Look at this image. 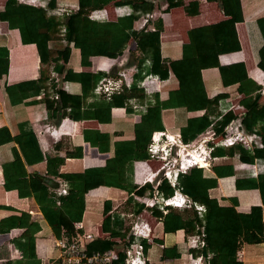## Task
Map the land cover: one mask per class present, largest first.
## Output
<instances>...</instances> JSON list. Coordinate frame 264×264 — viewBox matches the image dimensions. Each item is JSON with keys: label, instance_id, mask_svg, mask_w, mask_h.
<instances>
[{"label": "crops", "instance_id": "crops-1", "mask_svg": "<svg viewBox=\"0 0 264 264\" xmlns=\"http://www.w3.org/2000/svg\"><path fill=\"white\" fill-rule=\"evenodd\" d=\"M5 1L0 0V10L4 8ZM173 2V5L168 6V1L158 0L150 12L151 17L146 22L147 27H154L160 21L162 22L160 50L161 57L166 61L181 57L182 45L189 41V30L200 31L203 26L207 25L218 26L211 29L216 30L222 26L219 21L223 19L226 22L232 21L230 16L223 13L216 0H174ZM21 3L34 5L28 2ZM56 3L66 6V9L68 6L73 10L77 7V0H57ZM240 4L243 19L232 24L239 48H236V42L231 40V32H229L231 30L226 29L223 35H219L222 36V39L217 40L221 44L220 48L223 49L218 52L217 60L223 66L227 78H230L232 68L238 70L233 65L242 63L245 74L253 82L261 85L260 92L264 93V70L258 65V50L262 46L263 38L256 23V19L264 15V0H240ZM106 5L131 7L129 4H115L114 1ZM106 5L103 7H106ZM47 14L51 15L48 10ZM144 14V12H140L139 18L134 21L135 29L140 28L139 25ZM52 16L60 20L64 19V17ZM117 16H114V18ZM60 27L61 32H63V25ZM59 35L61 33H56L53 39L50 40L51 47H61V44L55 46V43L60 41ZM194 36L198 37V34L196 33ZM229 40L230 42H228ZM0 48H6L8 51L7 72L0 76V264H57L58 249L54 246V240L59 237L53 233L41 206L37 204L33 196L21 197L17 189H6L4 187L2 164L13 160L15 154L18 153L21 165L15 166V170L18 172L26 171L31 184L33 183L30 175L37 173L40 179L48 185V191L58 199L62 195H57L56 189L65 184L68 191V184L63 178L47 173L46 158L48 156L64 158L63 163L59 165V172H80L86 168L104 166L106 159L114 154L115 141L132 140L135 137V125L140 122L143 111H134L130 102L131 99L135 98V101L139 104L147 106L154 103L156 96L160 100H164L168 97L170 90L178 87V80L169 69L166 78L158 77L156 88L152 93L144 94L142 92V98H128L122 104L123 106H114L110 110L108 108L95 110L97 118H93L94 105L99 101H108L109 99L102 94L95 93V86L92 89L89 84L82 86L80 82L67 80L64 78V72H59L53 68V62L42 64L36 45L34 43H22L19 30L10 28L7 21L3 20H0ZM126 48L128 50H124L116 58L103 55L91 56L89 59L90 65L85 66L80 62L79 50L71 47V53L65 67L76 72L100 73L101 78L112 75V69L115 71L124 69L127 74H133V69L130 68L131 65L127 63L131 49L138 55L133 39L129 41ZM241 76L244 79L245 76L243 74ZM201 78L207 96L218 98L217 102L214 103L216 105L214 107L215 115L210 117L217 120L220 118L217 113L224 114L231 111L236 115L234 119L239 118L242 121L245 108L239 100L244 94L238 91V83L225 84L217 66L202 68ZM72 95H78L79 98L74 100V98H70ZM262 104H264V97H261L258 106ZM71 107L74 108L72 113L76 114L78 118L69 116ZM204 112L205 109L188 111L185 107L163 108L161 110L163 127H158L152 132L165 131L166 133H180L181 135V128L186 125L188 119L200 116ZM260 124L258 122L256 128ZM47 126L50 127L49 130L44 129ZM52 128H54L53 132L51 131ZM212 128L213 126L210 125L193 140L185 141L182 135L181 138L184 142H194L201 135L207 134ZM84 129L90 131V137L96 136L95 133L98 131L109 134V150L101 152L96 146H91L89 142L85 141ZM245 131L259 136L256 133L257 131ZM21 145L26 150L30 149L32 151V155H28L30 164L23 157ZM218 147H222L224 151L229 148L225 146ZM256 148L261 147L253 143L251 148L246 149L252 152ZM28 150L26 153H28ZM80 151L81 156L78 157L77 154ZM67 152L74 153V156L68 157ZM40 156L43 159L38 161ZM34 159L37 162H33ZM147 159L148 157L133 159L129 169H127L126 164L122 167L124 180L121 182L127 183L129 181L132 191L128 192L124 189L106 185L88 190L84 194L85 210L80 221H83L86 227L97 226V228H100L102 219L105 216L103 203L105 200H110L111 208L106 214H121L124 218L123 228H126L127 219L131 221L136 216L147 220L149 223L154 239L147 251V257L151 264H185L187 260L186 250L184 249L185 240L189 234H186L183 228H178L173 232H164L162 217L152 212L154 209L161 210L158 207H147L142 201L135 198V195L142 198L152 196L155 193L154 186L157 178H154L152 182L145 183L135 181L134 163L143 162ZM150 164H152V161H150ZM193 168L207 182H214L212 186L207 188L208 196L214 198L218 206L234 209V211L227 212L228 215L220 217L221 223L219 224L235 226L239 221L236 213H250L255 229H250L249 232L253 235H260L258 228L261 227V223L264 221V202L260 191L261 187L264 188V159L254 157L253 160H241L238 154L229 155L225 152V154L218 156L211 154L207 167H192L191 169ZM153 169H156V165ZM45 178L56 181L59 186L57 188L50 186L45 182ZM126 179L128 180L126 181ZM32 186L35 189V185ZM159 195L161 194L159 193ZM128 197L133 198L129 201L127 200ZM137 204H143L144 206L139 212L135 211ZM202 205L205 207L204 204ZM166 210L165 213L161 212L166 214L170 210L181 214L182 218H187L191 212L197 214L191 208L169 206L166 207ZM97 213L101 215L99 221H96L95 218ZM22 214H24L25 221L38 225V230L34 234L36 257L33 260L27 259L22 250L15 246V242L20 241L22 243L24 239L22 234L25 227L19 226ZM261 235L262 242L242 241L239 244L236 250L238 261L242 264H264V230ZM153 245L160 249L157 261L150 260L148 256ZM164 250L166 253L163 255ZM239 252L240 256L238 255Z\"/></svg>", "mask_w": 264, "mask_h": 264}, {"label": "trees", "instance_id": "trees-1", "mask_svg": "<svg viewBox=\"0 0 264 264\" xmlns=\"http://www.w3.org/2000/svg\"><path fill=\"white\" fill-rule=\"evenodd\" d=\"M56 1L49 0L44 8L21 3L18 0H6L4 8L0 10V20L7 21L10 28L19 30L22 43H34L40 62L42 64L53 62V68L59 72H64V78L67 80L80 82L82 86L89 84L93 89L102 76L100 73L76 72L71 68H66L65 64L69 59L71 47L79 50L80 62L85 66L90 65L89 59L91 56L103 55L109 58L120 56L131 39L134 40L135 48L139 52L137 55L134 51H130L127 59L128 64L136 67V71L132 74L130 87L124 88L119 93H113L108 101H99L95 104L93 118H97L95 110L100 108L110 110L114 106H123L122 104L128 98H142V90L137 85L145 75L152 74L159 78H166L170 69L178 80V87L170 90L168 97L164 100H160L156 96L153 104L146 105L145 111L141 110L143 113L140 122L135 125L134 139L115 141L114 154L106 159L104 166L86 168L80 172H59V165L63 163L64 158L48 156L46 158L47 173L63 178L68 184L67 194L60 196L58 199L48 191V185L40 179L37 173L30 175L31 181L35 185V189H33V184L29 182L26 171L18 172L15 170V166L21 165L18 153L15 154L13 160L2 164L4 187L6 189H17L21 197L33 196L37 204L41 206L42 212L51 225L55 236H71L73 222L80 221L85 210L84 194L88 190L106 185L124 189L128 192L132 191L128 179H126L127 183L121 182L124 180L122 167L126 164L127 169H129L133 159L148 157L147 143L150 135L153 130L163 127L161 123V110L163 108L185 107L188 111L205 109L202 115L189 118L186 125L181 128V135L185 141L193 140L210 125L213 126L216 134L214 139L218 140L222 137L224 126L236 115L228 111L224 114L217 113L220 116L217 120L210 117L215 115L214 107L216 105L214 103L217 102L218 98L216 96L209 98L206 94L201 78V69L204 67L217 66L225 84L238 83V91L244 94L239 100L245 108L242 117L243 128L249 132L257 131L258 140L262 143V147L253 149V153L240 144H234L228 146L229 148L226 151L222 147L216 146L211 154L218 156L226 152L229 155L238 154L241 160H253L254 157L264 159V104L258 106L259 100L264 97V93L260 92L262 87L245 74L242 63L233 65L238 70L232 68L233 70L230 71L232 74L230 78H227L223 66L217 60L218 52L223 50L217 40L222 39V36L219 35H223L226 29L231 30L229 31L231 32V40L232 42L235 41L236 48H239L232 24L243 19L240 0H237L235 6L231 4V0H216L223 13L230 16L232 21L216 30H211L213 27L217 28L213 25L203 26L200 31L196 32L189 30V41L182 45L181 57L169 61L161 57L160 32L163 27L161 21L154 27H147V23H145L139 29L134 28V21L139 18V13H150L158 0H77L76 9H72L71 13L62 20L47 14L49 8L61 6ZM111 1L119 5L129 4L132 11L129 14L102 21L88 17V13L92 9L102 8ZM164 1L169 2L168 6L174 3V0ZM256 23L263 38L262 46L258 50V65L264 70V15L258 17ZM61 25H63L64 31L62 37L58 38L63 44L61 47L53 48L50 46V40L53 39L56 33L61 32ZM196 33L198 37L194 36ZM229 48L231 47L229 46ZM7 65L8 51L6 48H0V76L7 72ZM116 71L112 69L111 74H115ZM239 73L245 76L244 79ZM70 98L75 100L79 96L72 95ZM73 110L74 108L71 107L69 116L78 118L76 114L72 113ZM126 110L128 109L126 108ZM258 122L261 124L256 128ZM89 133L90 131L84 129L85 141L89 142L91 146H96L101 152L109 150V134L98 131L95 133L96 136L90 137ZM21 150L24 159L30 164L28 155H32V151L27 149L28 153H26L27 150L22 145ZM67 156H74V153L67 152ZM77 156H81V151ZM42 159L43 157L40 156L38 161ZM33 162H37V160L34 159ZM195 171L193 168L186 174H179L178 187L182 188V191L193 200L205 205L203 219L193 212L187 218H182L181 214L170 210L166 214L157 209L152 212L162 217L164 232H173L178 228H183L186 234H193L198 232L197 225L202 223L205 231V246L201 250H193V252L203 255L210 253V264H242L236 259V250L239 244L242 241L262 242L261 233L264 230V221H262L261 227L258 228L260 235H253L249 232L250 229H255L250 213H236L239 221L235 226L219 224L221 223L220 217L228 215L227 212L234 211V209L218 206L216 200L210 198L207 192V188L212 186L214 182H207L205 178L200 176V173ZM204 180L205 182H203ZM157 190L163 197H169L173 194L174 188L163 179L157 185ZM260 191L264 202V188L261 187ZM131 198L128 197L127 200L130 201ZM57 200H59V204H57ZM143 207V204H137L135 211L139 212ZM110 208L111 201L105 200L103 203L105 216L102 219L100 228L102 231L108 232L111 237L119 235L123 237L126 234V228H123L124 218L121 214L107 215L106 213ZM19 226L25 227L22 234L24 239L22 243L20 241L15 242V246L22 250L27 259L33 260L36 257L34 234L38 230V225L25 221L24 214H22ZM143 243L147 254L150 244L144 240ZM112 245L113 241L107 238H97L90 244V247L91 249H107ZM184 249L187 250L186 245ZM164 253H166L165 250L163 255Z\"/></svg>", "mask_w": 264, "mask_h": 264}, {"label": "built area", "instance_id": "built-area-1", "mask_svg": "<svg viewBox=\"0 0 264 264\" xmlns=\"http://www.w3.org/2000/svg\"><path fill=\"white\" fill-rule=\"evenodd\" d=\"M20 2H28L40 7H46L49 0H18ZM132 11L131 7L113 6L111 15H124ZM51 15L62 16L67 13L66 8L61 6L54 9H48ZM88 17L94 20H102L110 18V11L107 7L91 10ZM151 17V13H145L142 17L140 27H143L147 20ZM64 31V27H62ZM125 50H128L127 48ZM130 68L133 72L136 67L132 65ZM156 75L148 74L138 83L137 87L144 94L152 93L158 82ZM132 82V74H127L126 70H118L115 74L101 78L94 92L102 94L109 98L113 93H118L124 88H129ZM131 99L134 110H145V104H139ZM49 130L50 127H44ZM54 131V128L51 129ZM215 131L210 129L207 134L201 135L194 142H184L180 133L170 134L165 131H154L151 134L150 141L147 144L148 159L143 162L134 163L135 181L152 182L157 178L154 186L155 193L152 196L137 197L145 206L153 208L158 207L165 213L166 207L191 208L201 218L205 212V207L193 201L187 194L178 187L179 174H185L192 167L205 168L209 165L211 151L216 146H232L240 144L244 148H251L253 143L258 147H262L261 141L254 133H248L244 130L242 121L239 118L232 119L223 128L222 137L215 140ZM152 161V164H150ZM156 165V169L153 167ZM165 179L173 188V194L169 197L159 195L156 190L161 180ZM57 195L67 193L66 185L56 189ZM59 203V202H57ZM198 232L189 234L186 237V263L185 264H210L211 254L203 255L194 253L193 250H201L205 246V231L203 225H197ZM125 236L111 237L109 233H105L101 228L86 227L83 221H76L73 224L71 236L62 235L54 240V246L58 249L57 264H151L148 260L143 240L152 244L154 242L151 227L147 220L136 216L131 220L129 231L125 232ZM97 238H107L113 241V245L107 249H91L90 244ZM162 246V244H160ZM240 256V252L238 253ZM162 264V263H161Z\"/></svg>", "mask_w": 264, "mask_h": 264}, {"label": "rangeland", "instance_id": "rangeland-1", "mask_svg": "<svg viewBox=\"0 0 264 264\" xmlns=\"http://www.w3.org/2000/svg\"><path fill=\"white\" fill-rule=\"evenodd\" d=\"M231 4H233L234 6L235 5H237V0H231ZM61 7H63V8H65L64 6H61ZM106 7L108 8V10L110 11V18H114V15H111L112 13H111V11H112V6H108V5H106ZM67 10V13L69 14V13H71V8H67L66 9ZM68 14H66V13H64L62 16H59V17H65V16H67ZM220 23H222V26H224V25H226L227 24V22L223 19V20H221V21H219ZM218 27V26H217ZM60 29H61V27H60ZM61 31V30H60ZM61 33V35L63 34L62 32H60ZM61 35H59L58 37H62ZM57 44H63V42L62 41H59V42H57V43H55V46H57ZM132 46H134V44H132ZM131 51H134V50H132L131 49ZM138 51V50H137ZM135 52V51H134ZM139 53V52H138ZM100 217H101V215L99 214V213H97L96 214V216H95V218H96V221H99L100 220ZM130 223H131V221H130V219H127V221H126V231L128 232L129 231V227H130ZM155 248H157V249H155ZM158 253H160V249H158V247L156 246V245H153L152 246V249L150 250V252L148 253V256H149V259L150 260H152V261H157L158 260Z\"/></svg>", "mask_w": 264, "mask_h": 264}, {"label": "water", "instance_id": "water-1", "mask_svg": "<svg viewBox=\"0 0 264 264\" xmlns=\"http://www.w3.org/2000/svg\"><path fill=\"white\" fill-rule=\"evenodd\" d=\"M46 183H48L50 186L57 188L59 186V184L56 181L50 180L48 178L44 179Z\"/></svg>", "mask_w": 264, "mask_h": 264}]
</instances>
